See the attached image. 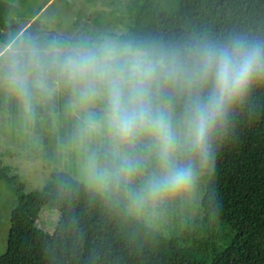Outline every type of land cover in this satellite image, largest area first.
<instances>
[{
    "label": "trees",
    "instance_id": "obj_1",
    "mask_svg": "<svg viewBox=\"0 0 264 264\" xmlns=\"http://www.w3.org/2000/svg\"><path fill=\"white\" fill-rule=\"evenodd\" d=\"M87 1L94 7V27L86 32L82 25L72 42L103 40L100 34L111 24L122 27L118 40L180 51L233 37L264 42V0H125L119 6L117 0H110L108 9L95 7L99 0ZM3 15L16 17L12 22L18 27L6 28L11 23ZM20 16L14 0H0V40L9 46L0 58L6 59L17 44L32 37L53 40L41 37L43 29L35 27L36 18L19 31L25 23L19 21ZM56 40L65 43L63 37ZM56 80L74 88L54 79L51 90ZM168 90L179 114L188 97L200 89L195 82H184ZM10 100L25 108L17 95ZM57 100L54 90L34 93L31 106L49 123ZM102 109L100 101L91 107L98 119ZM113 152L111 143L97 149L98 163L109 172L103 190L58 168L40 188L26 190L21 175L0 158V178L17 197L0 264H264V80L229 110L212 136L207 161L201 163L191 154L182 156L193 160L203 179V192L199 213L181 233L165 234L129 211L128 189L138 187L154 167L142 146L133 150L144 161L142 173L129 181L119 176ZM173 199L176 202L179 196ZM43 205L58 212L52 231L37 225Z\"/></svg>",
    "mask_w": 264,
    "mask_h": 264
},
{
    "label": "clouds",
    "instance_id": "obj_2",
    "mask_svg": "<svg viewBox=\"0 0 264 264\" xmlns=\"http://www.w3.org/2000/svg\"><path fill=\"white\" fill-rule=\"evenodd\" d=\"M54 79L72 85L82 101L102 102V117L90 113L85 123L94 130L103 121L125 181L142 173V156L133 153L137 146L152 158L153 170L127 194L138 207H155L193 190L196 169L182 156L209 159L212 136L229 110L264 80V42L233 37L180 51L113 38L62 43L32 37L0 58V81L26 111L33 94L49 93ZM184 82L200 90L177 114L168 89ZM88 166L95 179H107L95 156Z\"/></svg>",
    "mask_w": 264,
    "mask_h": 264
},
{
    "label": "rangeland",
    "instance_id": "obj_3",
    "mask_svg": "<svg viewBox=\"0 0 264 264\" xmlns=\"http://www.w3.org/2000/svg\"><path fill=\"white\" fill-rule=\"evenodd\" d=\"M45 1L14 0L21 12L19 21L25 22L19 31L36 18L35 27L43 29L40 33L42 38L56 40L63 37L65 43H69L82 25L86 32L93 29L91 13L94 7L87 0ZM120 1L125 0H117V6ZM95 7L108 9L111 7L110 0H99ZM38 8L40 10L36 13ZM15 18L11 15L2 16L4 21L11 24ZM75 21L80 23L75 25ZM121 31L122 27L111 24L100 35L103 39H117ZM2 48L0 40V50ZM53 90L58 96L57 109L51 112L52 120L48 123L46 117H40L32 106L30 111H26L19 101L12 103L10 99L15 94L0 81L1 160L21 175L26 190L40 188L56 168L69 171L96 190H103L108 184L109 175L105 181L95 179V170L88 166V160L95 156L97 169H103L97 160V149L103 143L113 145V141L102 120L94 130H89L85 123L86 117L95 113L91 107L97 106L99 101H82L75 88L69 89L59 80H56V88L50 90V94ZM150 162L154 166L152 159ZM202 192L203 179L197 173L193 190L179 196L178 201L167 200L155 207L150 204L138 207L132 202L128 208L131 213L144 217L165 234L181 233L186 222L192 221L199 213ZM16 200V194L0 178V254L6 247L10 210ZM57 218L58 212L55 209L43 205L39 210L37 225L52 231Z\"/></svg>",
    "mask_w": 264,
    "mask_h": 264
},
{
    "label": "water",
    "instance_id": "obj_4",
    "mask_svg": "<svg viewBox=\"0 0 264 264\" xmlns=\"http://www.w3.org/2000/svg\"><path fill=\"white\" fill-rule=\"evenodd\" d=\"M12 26H17V27H18V24L13 23V24L5 25L6 28H10V27H12Z\"/></svg>",
    "mask_w": 264,
    "mask_h": 264
},
{
    "label": "crops",
    "instance_id": "obj_5",
    "mask_svg": "<svg viewBox=\"0 0 264 264\" xmlns=\"http://www.w3.org/2000/svg\"><path fill=\"white\" fill-rule=\"evenodd\" d=\"M8 49H9L8 45L7 46H3L2 50H0V53L3 52L4 50H8Z\"/></svg>",
    "mask_w": 264,
    "mask_h": 264
}]
</instances>
